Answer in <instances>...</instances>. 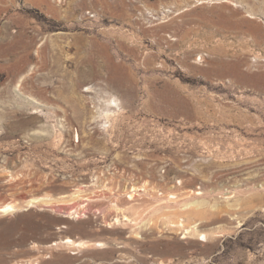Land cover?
<instances>
[{
  "label": "rangeland",
  "instance_id": "374dc122",
  "mask_svg": "<svg viewBox=\"0 0 264 264\" xmlns=\"http://www.w3.org/2000/svg\"><path fill=\"white\" fill-rule=\"evenodd\" d=\"M9 202L0 264H264V0H0Z\"/></svg>",
  "mask_w": 264,
  "mask_h": 264
},
{
  "label": "bare ground",
  "instance_id": "6f19581e",
  "mask_svg": "<svg viewBox=\"0 0 264 264\" xmlns=\"http://www.w3.org/2000/svg\"><path fill=\"white\" fill-rule=\"evenodd\" d=\"M228 1L229 0H225V2H228ZM252 17H254V16H252ZM118 102H119V100L117 98H113L111 100V105L115 104V106L119 107L118 106ZM107 114H109V112H107ZM82 192H83L82 190H79V191L75 192L71 196L70 201L73 202V201L79 200L81 197H83L82 196ZM138 192H139V189L134 187L129 192L130 199L134 200L136 198ZM52 201H53L52 197H48L47 199H44V198H33V199L28 201L26 207L28 209H30V208L38 206L40 204H43V205L48 204V205H50ZM193 206L199 208V207H201V204H199V202H195L193 204ZM21 209L22 208L19 206L18 203L9 202V203H6V204H4V205H2L0 207V214H2L4 216L13 215V214H16L17 212L21 211ZM113 209L116 211V214L114 216L113 223L109 224L110 227H113V226H116V225H120V224L122 225V224L133 223V222H135L137 220L135 218L136 217L135 215H138V214L135 213V215H134L135 207H129V208L126 207V206L123 207V206H120V205H118L116 203V204L113 205ZM71 215H75L76 216L75 218H79L80 217L79 213L77 211L74 212V213L71 212ZM168 218H169V221H168L169 225L174 226V227L176 226V227H178L179 229H181L182 231L185 232L186 235L184 237H186L187 235L189 236V234L190 235L191 234H193V235H198L199 234V228H200V223L199 222L201 221L200 218L199 219H195L192 223H189V224H187L185 222L186 220L182 219V217L177 219V220H174L171 217H168ZM199 235L200 236H204V241H208L209 240V236L207 234L202 233V234H199ZM62 241L68 247H87V246L90 245V243H88L85 240H74L72 238H67L66 240H62ZM59 243L60 242H54V243H52V245L53 246H58ZM96 245L104 246V244L102 242H98V243H96ZM35 264H40V261L36 260Z\"/></svg>",
  "mask_w": 264,
  "mask_h": 264
}]
</instances>
